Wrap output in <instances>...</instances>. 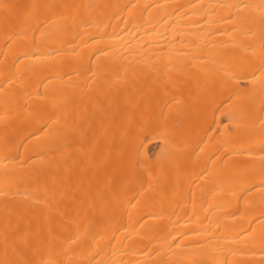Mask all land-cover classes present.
<instances>
[{"label":"bare ground","instance_id":"6f19581e","mask_svg":"<svg viewBox=\"0 0 264 264\" xmlns=\"http://www.w3.org/2000/svg\"><path fill=\"white\" fill-rule=\"evenodd\" d=\"M0 264H264V0H0Z\"/></svg>","mask_w":264,"mask_h":264}]
</instances>
